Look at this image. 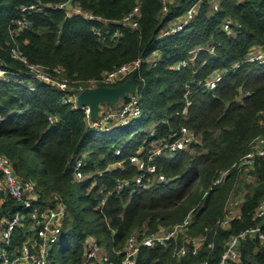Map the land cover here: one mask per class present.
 Instances as JSON below:
<instances>
[{
  "label": "trees",
  "instance_id": "1",
  "mask_svg": "<svg viewBox=\"0 0 264 264\" xmlns=\"http://www.w3.org/2000/svg\"><path fill=\"white\" fill-rule=\"evenodd\" d=\"M67 1L0 0V66L13 71L10 81L0 79V152L11 159L21 180L35 182V204L67 205L50 264L82 263L90 236L116 257L115 251L124 248L132 233L171 227L192 209L187 236L207 235L198 252L177 256L175 250L184 241L179 235L167 246L142 247L137 264H200L207 259L219 264L233 234L264 223L255 216L264 199V157H260L252 169L253 181L246 184L249 190L240 213L229 226L218 224L243 174L232 164L250 149L251 138L263 131L264 62H249L246 56L264 45V0H220L218 11L212 0L171 1L166 11L163 0H74L83 11L109 23L80 13L69 15L68 8L55 6ZM195 3L196 14L183 30L161 35ZM33 4L36 8H31ZM135 6L141 12L138 27L114 22ZM226 17L241 24L235 33L222 29ZM19 18L29 26L18 29ZM117 27L120 34L113 37ZM213 45L211 52L208 48ZM13 47L30 62L62 67L72 80L98 78L124 63L145 59L123 81L133 79L135 88L123 101L137 91L141 116L125 125L92 127L83 108L65 101V91L38 80L35 90L29 88L30 76L25 64L12 57ZM155 51L160 54L152 64L147 59ZM192 53L195 57L188 66L174 67ZM217 70L222 78L209 89L203 81ZM183 125L194 130L200 142L156 157L158 174H164L165 180L144 179L142 184L117 189L118 180L140 173L133 156L147 157L152 142ZM81 159L86 177L76 180ZM226 170L225 179L213 185ZM15 208L14 199L0 193L2 217ZM25 237L18 228L12 247ZM70 244L73 249L66 255ZM239 250L235 264H264L258 238L242 237Z\"/></svg>",
  "mask_w": 264,
  "mask_h": 264
},
{
  "label": "built area",
  "instance_id": "2",
  "mask_svg": "<svg viewBox=\"0 0 264 264\" xmlns=\"http://www.w3.org/2000/svg\"><path fill=\"white\" fill-rule=\"evenodd\" d=\"M72 1L73 7L68 8L67 4ZM171 0H163V8L166 11L168 3ZM214 10H219L220 0H212ZM55 6L68 8V14L74 13L83 14L89 19H102L101 16L83 11L81 7L69 0L67 2L58 3ZM198 3L193 4L187 9L184 14L172 20L162 31V36H167L183 30L186 25L194 18L197 11ZM27 7H24L25 9ZM31 8H36V5H31ZM141 15L140 7L135 6L121 20H115L117 23L129 24L133 27H138V18ZM109 23L108 19H102ZM113 22V23H114ZM18 29H24L29 26V22L23 18L15 21ZM241 24L236 22L231 17H226L222 29L226 32L235 33L234 28ZM17 29V28H16ZM99 36H103L100 29L96 30ZM120 34L119 27L112 33L113 37H118ZM214 52L215 45L208 48ZM158 51H155L147 59L148 62L156 64ZM11 55L13 58L20 60L25 64V70L30 76L26 83L31 90L36 89V81L48 83L65 91V101L73 103L77 106V95L86 87H97L100 85L117 86L122 83L128 75L141 67L143 58H137L133 61L124 63L117 68L106 71L101 77L89 78L84 81L82 86H71L77 83L79 79L72 80L67 75H64V69L60 66L50 67L41 63L30 62L23 52L16 47L12 48ZM195 54L179 61L174 67L177 70L189 65L194 59ZM249 62H264V45L258 46L256 50L250 51L246 56ZM239 66V63L235 64ZM222 71H215L213 74L205 78L204 85L209 89H214L222 78ZM13 78V71L0 66V79L10 81ZM124 83V82H123ZM188 92H186V96ZM89 123L96 129L111 128L117 125H125L130 121L141 116L142 109L140 105L139 93L133 92L128 101L118 104L116 107H111L105 114L99 112V117L95 120L91 118V109L87 105L83 107ZM53 121L54 118L50 117ZM264 119V116H263ZM154 134V131H152ZM200 142V136L190 129L188 126L174 130L169 137H163L158 141L151 143V149L147 157L133 156L132 161L138 167L140 173L135 178H126L118 180L117 189L121 190L131 183L142 184L144 179L153 182L154 180L163 181L166 179L164 174H158V166L155 162L158 155H172L181 149H186L192 144ZM264 157V135L256 136L251 144L250 149L237 161L232 164V168H238L246 174L249 181L254 179L252 169L254 168L257 158ZM82 159L78 161L75 169V179L81 180L86 177L82 169ZM230 170V169H229ZM226 170L221 173L213 181V185L222 182L229 173ZM0 193L11 196L16 203V208L9 216L3 218L0 214V264H50L52 262V250L54 245L60 239L63 231V224L67 214V205L65 202L59 201L52 206H39L35 204L36 185L31 180H21L13 166L11 159L0 152ZM104 202V200H103ZM242 201L236 198L227 205L226 214L223 219L218 221V224L229 226L234 217L238 214L241 208ZM192 209L187 216L180 222L174 224L170 228L161 227L153 232H134L132 233L121 250H116L117 256H113L105 251V248L97 240L90 236L86 240L84 261L79 264H137V258L142 247L167 246L173 238L176 239L179 235L187 236L189 226L192 222ZM255 216L264 219V199H262L256 207ZM21 228L26 237L23 242L16 247L13 246V238L15 231ZM250 235L258 238L264 247V223L256 226H251L241 231L238 234H233L227 243L225 251L221 255L219 264H235L240 260L239 242L242 237ZM207 235L202 234L196 237L187 236L184 242L177 246L175 254L177 256L187 255L189 252L196 254L202 244L205 242ZM210 246L213 244L210 243ZM200 264H210L209 260H204Z\"/></svg>",
  "mask_w": 264,
  "mask_h": 264
},
{
  "label": "water",
  "instance_id": "3",
  "mask_svg": "<svg viewBox=\"0 0 264 264\" xmlns=\"http://www.w3.org/2000/svg\"><path fill=\"white\" fill-rule=\"evenodd\" d=\"M68 8L73 7V2L67 4ZM135 88L133 79H128L117 86L100 85L97 87H86L77 95V106L83 108L87 105L91 109V118L93 120L99 117L102 103L109 105L116 104L120 99L125 98L127 93Z\"/></svg>",
  "mask_w": 264,
  "mask_h": 264
},
{
  "label": "rangeland",
  "instance_id": "4",
  "mask_svg": "<svg viewBox=\"0 0 264 264\" xmlns=\"http://www.w3.org/2000/svg\"><path fill=\"white\" fill-rule=\"evenodd\" d=\"M172 2H174V1H176V0H171ZM161 35H162V33H161ZM160 54V53H159ZM159 54H158V56H159ZM194 53H192L191 54V56L193 55ZM178 63V62H177ZM176 63V64H177ZM84 84H86V83H84V81H82V80H78L77 81V83H74V85H71V86H82V85H84ZM132 91V90H131ZM240 98V97H239ZM122 102H124L123 101V98L122 99H120V101H119V103H116V105L117 104H120V103H122ZM111 107H115L114 106V104L113 105H109V104H107V103H102L101 104V111H102V113L103 114H105ZM260 124H261V127H262V129H263V131L262 132H259L258 134H256L255 135V137L256 136H258V135H264V119L262 120V118L260 119ZM153 126V125H152ZM151 128H153V127H151ZM153 131V130H152ZM255 137H253V138H251V140H250V144H251V142H252V140L255 138ZM231 169V168H230ZM240 176V175H239ZM251 181H253V179H251ZM251 181H249L248 179H247V177H246V174H244V172H243V174L238 178V180H237V182H236V184H235V187H234V190L232 191V193H231V195L229 196V199H228V203H227V205H230V203L232 202V201H234L236 198H238V199H240L241 201H243V198H244V195L247 193V191L249 190V187L246 185L247 183H249V182H251ZM227 207V206H226ZM165 228H170V227H163V229H165ZM186 237L187 236H183V240L184 239H186ZM184 242V241H183ZM73 244H70V248H69V250L67 251V254L66 255H68V253H70L71 251H72V249H73Z\"/></svg>",
  "mask_w": 264,
  "mask_h": 264
},
{
  "label": "crops",
  "instance_id": "5",
  "mask_svg": "<svg viewBox=\"0 0 264 264\" xmlns=\"http://www.w3.org/2000/svg\"><path fill=\"white\" fill-rule=\"evenodd\" d=\"M257 47H258V46H255L253 50H256ZM253 50H252V51H253ZM218 71H219V70H218ZM118 103H119V102H118ZM117 105H118V104H117ZM101 110H102V109L100 108V111H101ZM237 212H238L237 214H239V213H240V209H239ZM263 221H264V219H263Z\"/></svg>",
  "mask_w": 264,
  "mask_h": 264
}]
</instances>
